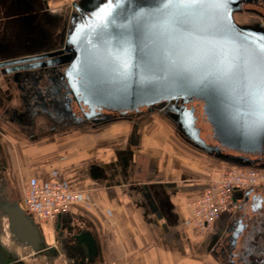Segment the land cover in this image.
I'll list each match as a JSON object with an SVG mask.
<instances>
[{"label": "water", "instance_id": "obj_1", "mask_svg": "<svg viewBox=\"0 0 264 264\" xmlns=\"http://www.w3.org/2000/svg\"><path fill=\"white\" fill-rule=\"evenodd\" d=\"M91 1L85 9L88 15L70 31L62 51L3 61L0 68L27 64L17 70H30L66 63L51 109L71 118L75 125H82L84 120H74L71 101L85 107L88 118L99 117L102 111L117 112L124 118L144 108L160 110L191 148L225 164L254 169L246 158L222 152L256 155L264 148V38L252 36L253 32L240 30L234 24L232 13L237 0H223L220 8L212 7L213 0H206L208 7L194 32L160 24L153 33L141 38L129 13L135 9H155L161 0H124L122 5L108 0L102 4V0ZM125 34L127 42L120 40ZM58 55L64 57L29 64ZM148 55L155 57V63L151 71L145 72L141 57ZM123 62L128 63L127 70L123 69ZM180 70L196 84L180 83ZM193 103L202 105V115L217 146L201 138ZM35 107L36 104L32 108ZM108 119L98 118L95 122L100 124ZM0 215L7 219L8 232L18 242L39 239L33 217L16 202L10 203L0 196ZM82 241L94 243L90 233ZM1 255L0 247V264ZM88 256L93 264L95 251Z\"/></svg>", "mask_w": 264, "mask_h": 264}, {"label": "crops", "instance_id": "obj_2", "mask_svg": "<svg viewBox=\"0 0 264 264\" xmlns=\"http://www.w3.org/2000/svg\"><path fill=\"white\" fill-rule=\"evenodd\" d=\"M124 123L130 125L129 132L117 141L114 134ZM108 129L115 143L98 135V130ZM146 129L141 122L121 120L95 132H50L32 139L0 123V151L6 161L0 175L7 188L18 191L23 182L45 181L51 171L60 170L66 183L85 190L87 199L59 222L84 220L97 241L102 264H204L208 250L198 242L199 231L186 209V203L205 189L204 177L177 167L168 171L164 153H152L153 147L165 151L167 128L157 126L150 133ZM158 197L164 199L163 207ZM16 203L24 210L22 202ZM229 218L222 214L213 229Z\"/></svg>", "mask_w": 264, "mask_h": 264}, {"label": "flooded vegetation", "instance_id": "obj_3", "mask_svg": "<svg viewBox=\"0 0 264 264\" xmlns=\"http://www.w3.org/2000/svg\"><path fill=\"white\" fill-rule=\"evenodd\" d=\"M91 2L77 0L67 8H56L51 6L49 0H0V62L37 58L62 51L70 31L88 15L85 9ZM104 2L105 0L99 1L100 4ZM232 20L240 30H250L254 34L252 36L264 38V0H237ZM61 57L64 55L35 60L29 64H43ZM22 65L27 64L0 68V123L26 137L36 139L50 132L65 134L86 127L95 129L108 122L117 123L121 119L132 121L153 113L166 117L160 110L144 108L127 114L124 118L112 111H102L99 117L88 118L87 109L71 101L70 111L74 120H84L82 125H75L71 118L62 117L51 109L56 100L53 94L60 88L59 78L64 76L67 64L17 70ZM63 82L66 85L65 78ZM35 104L36 107L32 108ZM192 105L196 110L201 138L206 143L217 146L202 115V105ZM103 117L109 119L100 124L95 122ZM222 152L246 158L247 164L264 171V148L261 154L256 155H240L227 150ZM0 166L4 171L6 161L1 151ZM9 191L0 175V196L12 203ZM158 198V203L163 207L164 199ZM34 224L38 229L39 239L36 242L20 243L8 232L7 222L9 241L14 246L27 248L34 259H42L48 264L60 258H63V264H90L88 255L94 251L96 256L93 264H102L97 241L94 238V243L82 241V237L89 233L88 224L84 220L64 223L58 219L53 223L34 220ZM44 230H49V239ZM0 247L2 264H26L25 258L16 256L14 250L2 242L1 237ZM208 252H211L219 264H264V188H252L243 193L232 216L210 234Z\"/></svg>", "mask_w": 264, "mask_h": 264}, {"label": "built area", "instance_id": "obj_4", "mask_svg": "<svg viewBox=\"0 0 264 264\" xmlns=\"http://www.w3.org/2000/svg\"><path fill=\"white\" fill-rule=\"evenodd\" d=\"M53 175L42 182L31 180L23 188L24 210L40 223H53L59 215L87 199L85 190L74 189L63 177L55 172ZM219 176L186 203L189 222L197 231L210 232L222 214L232 216L245 191L264 188L262 170L227 165Z\"/></svg>", "mask_w": 264, "mask_h": 264}, {"label": "rangeland", "instance_id": "obj_5", "mask_svg": "<svg viewBox=\"0 0 264 264\" xmlns=\"http://www.w3.org/2000/svg\"><path fill=\"white\" fill-rule=\"evenodd\" d=\"M51 6L56 7V8H67L71 5L72 2L77 1V0H49ZM135 123H142V125L145 127L146 126V130H148V132L150 133L153 129H155L157 126H161V127H166L168 130V134L170 136L169 142L165 148V151H162L160 147H153V149H155V151H152L153 155L156 157H159L162 153H164L165 156V160L167 164V168L168 171L173 170L174 167L179 168L180 170L183 171H188L192 174H196L197 176H202L204 177L206 186L207 184L213 180V179H218L221 174V172H223L226 168L227 165L221 161H218L216 159L210 158L208 156H206L205 154H202L200 152H198L197 150L191 148L189 145H187L179 136L178 134L175 132L174 128L167 123V121L165 120V118L158 113H153L150 115L145 116L142 119H134L132 120ZM119 124V123H118ZM122 123H120L119 126ZM116 125V124H115ZM170 125V126H169ZM85 130H90V127H86L83 128ZM130 129V125H128V123H124V126L120 128V130L115 133L114 135L116 137V140H123L124 137L128 134ZM91 131V130H90ZM94 131V129H93ZM96 131V130H95ZM94 131V132H95ZM98 135L101 134L103 136H108L109 137V141H111L112 143H115L116 141H112L110 138H112L113 135L110 134L109 129L100 133L101 131L98 130ZM209 133L211 134V132L209 131ZM100 136V135H99ZM103 142L106 141L105 138L101 139ZM168 161V162H167ZM57 174L60 175V177H63V180L66 179L65 177V173L63 171L60 170H54L51 171L48 175L47 180L54 176L53 174ZM215 174V176L213 177L211 174ZM207 174L209 176H207ZM31 180H36L39 182V179H30ZM28 181V182H29ZM65 181V180H64ZM27 182V183H28ZM27 183H22L20 184V189L18 191H14L12 188H10L8 186V190H10L8 192V196L10 197V199L13 202H23V198H24V192H23V188L25 187V185ZM74 189H78L73 187ZM206 188V187H205ZM237 196L239 197L240 194L238 192ZM79 204H77L76 206H78ZM6 219L2 218L0 216V237L2 239V242L5 243L8 248H12L14 250V252L16 253V256L21 257L23 256L25 258L26 264H48L47 262L43 261L42 259H34L33 254L27 250V248H22L19 246H14L12 244L11 241H9L10 236L6 231ZM45 235L47 236V238H50V234L49 230H44ZM208 233L207 232H203V231H199L197 237H199L197 240L198 242H202L204 243V247L203 250L205 251L206 249L208 250V242H209V237H208ZM203 246V245H202ZM198 258V257H197ZM203 258V257H201ZM205 259V260H204ZM205 263L204 264H209L207 263L208 259L212 260L211 263L213 264H219L218 261L215 259V257L211 254V252H208V256L204 257ZM63 258H60L56 261H53L51 264H63ZM201 263V262H200Z\"/></svg>", "mask_w": 264, "mask_h": 264}, {"label": "snow or ice", "instance_id": "obj_6", "mask_svg": "<svg viewBox=\"0 0 264 264\" xmlns=\"http://www.w3.org/2000/svg\"><path fill=\"white\" fill-rule=\"evenodd\" d=\"M108 3L122 5L124 0H108ZM223 0H213L212 7L220 8ZM208 7L206 0H161L160 5L155 9H135L129 13L131 21L137 26L138 38L145 37L146 33H153L160 24H167L174 29L194 32L197 22ZM127 34L120 37V40L127 42ZM120 41H117L119 43ZM155 57L152 55L141 57V67L145 72L151 71L154 66ZM129 67L123 62V69ZM177 79L180 83L194 86L196 81L186 72L177 71Z\"/></svg>", "mask_w": 264, "mask_h": 264}, {"label": "trees", "instance_id": "obj_7", "mask_svg": "<svg viewBox=\"0 0 264 264\" xmlns=\"http://www.w3.org/2000/svg\"><path fill=\"white\" fill-rule=\"evenodd\" d=\"M226 165H229V164H226Z\"/></svg>", "mask_w": 264, "mask_h": 264}]
</instances>
